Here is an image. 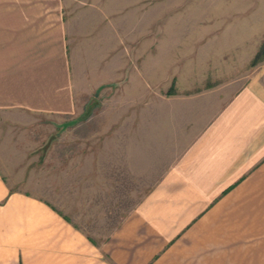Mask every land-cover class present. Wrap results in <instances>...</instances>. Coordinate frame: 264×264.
<instances>
[{
    "label": "crops",
    "instance_id": "1",
    "mask_svg": "<svg viewBox=\"0 0 264 264\" xmlns=\"http://www.w3.org/2000/svg\"><path fill=\"white\" fill-rule=\"evenodd\" d=\"M135 6L143 0H0V264H264V58L233 93L189 94L201 114L193 133L105 238L7 179L44 140V120L72 119L120 79V30L134 29ZM233 11L203 26L208 45L255 57L264 0Z\"/></svg>",
    "mask_w": 264,
    "mask_h": 264
},
{
    "label": "rangeland",
    "instance_id": "2",
    "mask_svg": "<svg viewBox=\"0 0 264 264\" xmlns=\"http://www.w3.org/2000/svg\"><path fill=\"white\" fill-rule=\"evenodd\" d=\"M143 2L125 19L134 29L120 30V79L87 96L88 107L72 119L56 118L53 126L44 120V140L6 168L15 171L6 175L17 180L14 186L46 199L98 239L138 205L186 145L191 121L201 117L189 94L233 93L253 67L248 52L223 56L221 47L209 46L203 27L222 21L224 8L227 16L236 12L240 0Z\"/></svg>",
    "mask_w": 264,
    "mask_h": 264
},
{
    "label": "trees",
    "instance_id": "3",
    "mask_svg": "<svg viewBox=\"0 0 264 264\" xmlns=\"http://www.w3.org/2000/svg\"><path fill=\"white\" fill-rule=\"evenodd\" d=\"M264 58V46L260 48V50L255 55L252 64L256 63L260 59ZM169 93H173V86H171Z\"/></svg>",
    "mask_w": 264,
    "mask_h": 264
}]
</instances>
